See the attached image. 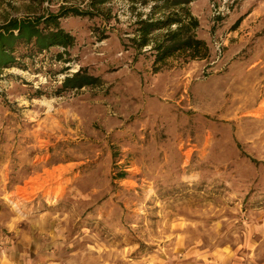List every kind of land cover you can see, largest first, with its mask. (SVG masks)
Instances as JSON below:
<instances>
[{
    "label": "rangeland",
    "instance_id": "rangeland-1",
    "mask_svg": "<svg viewBox=\"0 0 264 264\" xmlns=\"http://www.w3.org/2000/svg\"><path fill=\"white\" fill-rule=\"evenodd\" d=\"M87 1L0 0V25ZM152 3L0 71V264H264V0H192L208 55L155 68L128 43ZM79 70L99 82L62 91Z\"/></svg>",
    "mask_w": 264,
    "mask_h": 264
},
{
    "label": "trees",
    "instance_id": "trees-1",
    "mask_svg": "<svg viewBox=\"0 0 264 264\" xmlns=\"http://www.w3.org/2000/svg\"><path fill=\"white\" fill-rule=\"evenodd\" d=\"M53 0H34L36 4ZM113 0H88L84 10L60 5L56 12L49 9L30 8L26 16L10 17L0 25V71L17 67L25 69V60H32L51 49L62 50L52 54L60 61L68 49L75 44V37L61 26V20L73 17H94L104 14L102 6ZM148 0H140L145 5ZM148 13L136 14L129 34V48L137 53L144 49L152 58V66L162 64L179 53H185L190 60L203 59L208 55L205 41L197 37L199 22L190 9L192 0H152ZM107 14H105V17ZM104 33L98 40H104ZM99 79L79 70L66 77L62 91L81 89L94 85Z\"/></svg>",
    "mask_w": 264,
    "mask_h": 264
},
{
    "label": "bare ground",
    "instance_id": "bare-ground-1",
    "mask_svg": "<svg viewBox=\"0 0 264 264\" xmlns=\"http://www.w3.org/2000/svg\"><path fill=\"white\" fill-rule=\"evenodd\" d=\"M61 174H62L61 169H54L51 172L45 173L43 178L37 177V178L31 179L30 181L39 184V186H43V184L45 185L46 183H50V182L57 180L61 176ZM19 191L22 193H26L24 189H20ZM46 195H49V192L46 193Z\"/></svg>",
    "mask_w": 264,
    "mask_h": 264
}]
</instances>
